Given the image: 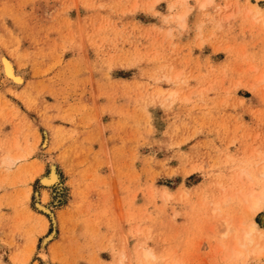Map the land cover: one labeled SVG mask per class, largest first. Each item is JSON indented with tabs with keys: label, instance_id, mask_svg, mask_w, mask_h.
<instances>
[{
	"label": "rangeland",
	"instance_id": "rangeland-1",
	"mask_svg": "<svg viewBox=\"0 0 264 264\" xmlns=\"http://www.w3.org/2000/svg\"><path fill=\"white\" fill-rule=\"evenodd\" d=\"M261 166L264 0H0V264H264Z\"/></svg>",
	"mask_w": 264,
	"mask_h": 264
},
{
	"label": "bare ground",
	"instance_id": "bare-ground-1",
	"mask_svg": "<svg viewBox=\"0 0 264 264\" xmlns=\"http://www.w3.org/2000/svg\"><path fill=\"white\" fill-rule=\"evenodd\" d=\"M202 1V0H201ZM205 4V3H204ZM206 5V4H205ZM204 5V6H205ZM258 9V8H257ZM184 17V16H183ZM1 63H2V67H3V73L4 75L7 77V78H16L18 77L17 75L15 76L14 73H13V66H12V63L7 60V59H2L1 60ZM20 80V79H19ZM14 81V80H13ZM263 164V163H261ZM55 168H51L50 170V174L46 177H42L41 178V182L42 184L46 183V184H53L55 181H57V175H56V172L54 170ZM249 170V169H248ZM255 170V169H254ZM254 172V171H253ZM257 172V171H256ZM259 174L261 177L264 178V166H261L259 168ZM256 177V176H255ZM244 178H245V189L244 190H241L240 191V197L242 200H244L246 203H247V206L251 209H254V211H256L257 209H260L263 205H264V181H262L261 183L257 182L254 180L253 177H251L248 174H245L244 175ZM260 180V179H258ZM235 183V182H234ZM237 183V182H236ZM241 185V184H239ZM240 187V186H239ZM242 187V186H241ZM244 188V187H243ZM239 189V188H238ZM237 191V190H236ZM233 192V191H231ZM231 194V193H230ZM44 195V194H43ZM235 197V196H234ZM236 199V198H235ZM240 199V200H241ZM216 202V201H215ZM40 207H42V210H44V212H48L49 210L42 206V204H39ZM39 207V208H40ZM214 207V206H213ZM32 212V211H31ZM50 212V211H49ZM253 213V212H252ZM35 214V213H34ZM254 214V213H253ZM256 215V214H255ZM41 217V220L46 223V218L45 216L43 215H38ZM52 216V214H51ZM33 217V216H32ZM39 217V218H40ZM36 218H38L36 216ZM40 220V219H39ZM38 222V221H37ZM250 222V221H249ZM235 223V222H234ZM238 223V222H237ZM239 224V223H238ZM47 225V224H46ZM229 226H230V223H229ZM233 226V225H232ZM235 226V225H234ZM233 226V227H234ZM240 226V225H239ZM140 228V227H139ZM225 228V227H224ZM231 229V228H230ZM224 231V230H223ZM228 232V231H227ZM230 232V231H229ZM252 232L255 233L256 237H257V240L258 242H263L264 241V237L263 235L261 234L260 232V228L259 226L257 225L256 222H252V224L249 226V229L247 231H244V232H240V233H243L242 235V238L244 241L245 240H250L251 238H248V235ZM232 233V232H231ZM239 233V234H240ZM234 234V233H233ZM232 234V235H233ZM238 235V234H237ZM50 237V236H49ZM47 239V238H46ZM257 242V241H256ZM251 244V243H250ZM246 245V244H245ZM141 246V245H140ZM244 246V243H242L240 241V239L236 238L235 240L232 241V245H231V254L238 258L240 256H242L243 254V247ZM146 248V247H145ZM148 250H150L149 248H147ZM148 250H144L143 251V257L145 259H148V258H152V253H150V251ZM255 254H257V256L259 254H264V245H260L257 243V246L254 247V249H252ZM130 251V250H129ZM250 251V250H249ZM229 252V251H228ZM251 252V251H250ZM139 253V252H138ZM137 253V255H138ZM140 254V253H139ZM154 255V254H153ZM28 257V256H27ZM139 257V256H138ZM141 259H143L142 257H140ZM235 258V259H236ZM134 260V259H133ZM136 261V260H135ZM142 262V261H141ZM150 262V261H149ZM132 263V262H131ZM138 264V263H137ZM150 264V263H148ZM152 264H155V260H153Z\"/></svg>",
	"mask_w": 264,
	"mask_h": 264
}]
</instances>
